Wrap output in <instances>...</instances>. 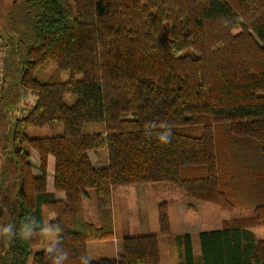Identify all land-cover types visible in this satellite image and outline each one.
Returning <instances> with one entry per match:
<instances>
[{
    "label": "trees",
    "instance_id": "trees-1",
    "mask_svg": "<svg viewBox=\"0 0 264 264\" xmlns=\"http://www.w3.org/2000/svg\"><path fill=\"white\" fill-rule=\"evenodd\" d=\"M8 14L0 140L6 103L19 91L35 101L12 120L13 164L0 150V221L11 229L0 264H28L52 232L51 250L32 264H161L158 234L125 236L118 256L90 258V242L114 239L113 189L122 186L168 183L264 225V0H20ZM45 127L53 134L30 133ZM93 152L108 164L95 166ZM241 219L201 231L198 253L191 234L173 238L177 264H264V239Z\"/></svg>",
    "mask_w": 264,
    "mask_h": 264
},
{
    "label": "rangeland",
    "instance_id": "rangeland-1",
    "mask_svg": "<svg viewBox=\"0 0 264 264\" xmlns=\"http://www.w3.org/2000/svg\"><path fill=\"white\" fill-rule=\"evenodd\" d=\"M15 0H0V22L1 32H5L6 26L11 23V19L9 18V10L13 6ZM7 23V25H6ZM7 31V30H6ZM6 33V32H5ZM6 40V45L11 44L5 34H3ZM4 39L0 38V51L2 52L4 62H0V75L4 74V63L6 59L9 57L8 49H6V45L2 44ZM21 52V47L19 46L17 50V59L19 61V53ZM53 73L52 70L47 71V75H51ZM4 76V75H3ZM39 78L42 79L43 75H39ZM61 80L65 81L69 78L68 72L61 73ZM9 79V76H8ZM8 97L5 102H7ZM74 97L72 95L66 96V102L68 104H72ZM23 105H25V95L22 92H17V100L7 102L4 106L8 111V115L11 119L10 123H5L3 125V131L1 135V148L3 153V160L8 164L12 162V151L14 148L13 135H14V125L13 119H16L23 112ZM22 109V110H21ZM61 131V127L58 128ZM32 136H49L53 133L49 128L43 129H33L31 132ZM100 153L107 155V151L102 149ZM16 169V168H15ZM12 179L16 183H14V187H11L8 191L7 200L5 199V210L7 211V215H10L11 211V201L12 198L19 189L21 185V181L19 177L15 173L12 174ZM139 191H135L131 186H124L125 189L129 188L131 192H127L124 195L120 194L116 196L114 201L116 208V219H117V230L120 236H124V234L129 233L133 235L144 234V232H154V234H158L159 243H160V253L162 264H172L177 262L176 256L173 252L174 250V242L173 238L180 234L189 233L193 237V243L195 247V252H199V233L203 230H211L221 228L226 223L236 224L238 223L235 219L242 218L244 219L240 222L242 224L249 226L253 232L259 237L264 239V225H254L251 221L249 222L247 218L251 215V211L247 209H237L231 212H226L218 205L202 202L196 199L188 198L182 191L177 189L171 184L168 183H155V184H145V185H137ZM141 186V187H140ZM142 186L145 187L147 191L144 192ZM86 214L87 218L94 221L97 218L96 205L93 198L86 199ZM164 204V205H163ZM142 206L144 212L148 215L149 223V231L143 230L140 226L139 218L136 215V207ZM160 207L164 208L169 215L170 220V233L169 235H160V224H159V209ZM142 210V212H143ZM239 221V220H238ZM6 223L5 220L0 221V258L5 252L6 247ZM53 233V232H52ZM52 238V239H51ZM54 241L53 235L50 237L49 233L46 235L45 239L38 247L33 249V253L30 255L29 263L32 264L33 255L35 252L43 249H49L50 244ZM109 243V242H107ZM94 250L91 248L90 257H94Z\"/></svg>",
    "mask_w": 264,
    "mask_h": 264
},
{
    "label": "crops",
    "instance_id": "crops-1",
    "mask_svg": "<svg viewBox=\"0 0 264 264\" xmlns=\"http://www.w3.org/2000/svg\"><path fill=\"white\" fill-rule=\"evenodd\" d=\"M4 62V58H3V55H2V52L0 51V62L3 63ZM3 75L1 74L0 75V98L2 96V88L5 86L4 82H3ZM7 82H8V79H6ZM7 84V83H6ZM25 95V105H23V112L26 113V111H28L32 104L34 103L35 101V96L30 93V92H23ZM17 99V97H16ZM21 109V110H22ZM90 158L93 162V164L97 167H103V166H106L108 164L107 162V158L103 155H99L97 153H91L90 154ZM31 160H32V163L34 165V173L39 176L40 175V170H39V158H38V154L33 151L32 154H31ZM1 164H2V158H1V155H0V169H1ZM53 168H54V161L53 160H50V165H49V190H52L53 189ZM133 188H135L134 190L137 191L138 190V186H131ZM141 187V186H140ZM126 187L122 186V187H116L113 189V197H114V201L116 199V196L122 194L124 195L125 193L127 192H131L129 191L130 189L127 188L125 189ZM142 189L145 191H147L145 189V187L142 186ZM139 191H137V194ZM57 196L59 198H63L64 197V193H58ZM114 207L116 208V205L114 203ZM136 217L139 218V222H140V226L143 228V230H147L149 231V220H148V215L144 212L142 206H137L136 207ZM143 210V212H142ZM116 211L114 209V223H115V236H114V239L112 240H107V241H95V242H90L88 244V253H89V256H90V252H91V248L95 251L94 252V257H98V256H108V257H115V256H118L121 252H122V240L125 236H128V235H133V234H129V233H126L124 234V236H120L119 233H118V230H117V219H116ZM144 234H154V232H144ZM142 234V235H144ZM53 235V238L54 240L57 238V233H52L50 235V237ZM136 235V234H135ZM139 235V234H137ZM52 239V238H51ZM109 242V243H107ZM199 248V247H198ZM198 253V252H197ZM91 258V257H90ZM162 259V258H161ZM162 264V262H161ZM172 264H177V262H174Z\"/></svg>",
    "mask_w": 264,
    "mask_h": 264
},
{
    "label": "clouds",
    "instance_id": "clouds-1",
    "mask_svg": "<svg viewBox=\"0 0 264 264\" xmlns=\"http://www.w3.org/2000/svg\"><path fill=\"white\" fill-rule=\"evenodd\" d=\"M168 135L170 136L171 133L169 132ZM159 139H160V141H161L162 143H164V144L169 143V138H168V136H161V137H159ZM4 231L9 232V231H11V229L6 228V229H4ZM49 250H51V249H49ZM57 264H59V261H57Z\"/></svg>",
    "mask_w": 264,
    "mask_h": 264
},
{
    "label": "flooded vegetation",
    "instance_id": "flooded-vegetation-1",
    "mask_svg": "<svg viewBox=\"0 0 264 264\" xmlns=\"http://www.w3.org/2000/svg\"><path fill=\"white\" fill-rule=\"evenodd\" d=\"M18 1H20V0H15L14 3H17Z\"/></svg>",
    "mask_w": 264,
    "mask_h": 264
}]
</instances>
